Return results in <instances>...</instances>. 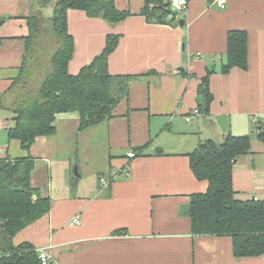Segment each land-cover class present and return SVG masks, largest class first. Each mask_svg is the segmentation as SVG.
I'll list each match as a JSON object with an SVG mask.
<instances>
[{
  "label": "crops",
  "instance_id": "crops-1",
  "mask_svg": "<svg viewBox=\"0 0 264 264\" xmlns=\"http://www.w3.org/2000/svg\"><path fill=\"white\" fill-rule=\"evenodd\" d=\"M55 1L0 0V98L20 73L27 18L40 13L48 21ZM114 3L131 13L115 24L67 11L70 75L101 54L108 36L119 38L108 73L128 87L111 117L80 130L78 113L58 114L54 135L37 138L29 151L10 140L13 155L0 142V159H34L31 185L50 200L48 213L17 232L13 245L45 252L49 264H264V253L235 258L228 235L193 234L188 215L190 196L208 188L193 176L188 155L228 134L251 137L250 151L233 164L236 198L264 202V143L257 137L264 129V0H227L223 10L214 0H191L175 24L147 20L144 0ZM230 31L247 34V69L222 74ZM212 67L204 112L198 89ZM13 124L0 108V126ZM130 151L139 154L127 159ZM76 216L80 224H71Z\"/></svg>",
  "mask_w": 264,
  "mask_h": 264
},
{
  "label": "trees",
  "instance_id": "trees-1",
  "mask_svg": "<svg viewBox=\"0 0 264 264\" xmlns=\"http://www.w3.org/2000/svg\"><path fill=\"white\" fill-rule=\"evenodd\" d=\"M50 4L51 0L39 3L41 7ZM53 8L50 23L40 13L27 18L29 35L25 39L20 73L6 97L0 98V108L13 115L14 124L7 131L8 138L18 140L25 151H29L37 138L54 135L58 114L78 113L80 130L110 118L128 87L124 80L108 73V57L118 44L117 36H108L101 54L77 75L69 74L74 43L67 31V11H84L88 17L111 24L125 20L131 13L118 10L114 0H57ZM141 14L159 24L178 23L168 0H144ZM49 32L56 46L50 59V72L38 88L32 89L30 82L41 67L42 38ZM232 68L247 69L244 31L227 34L225 61L219 72L227 74ZM215 72L213 67L208 69L199 85L198 109L204 112L212 100L208 81ZM257 137L264 143V129ZM250 145V136L228 134L221 144L211 140L200 142L188 155L193 176L208 183L205 193L190 196L188 215L192 233L230 236L235 258H255L264 253V202L237 199L232 186L233 164L250 151ZM34 163L30 156L0 159V264H41L30 245H13L15 234L47 214L50 208L49 198H43L31 185Z\"/></svg>",
  "mask_w": 264,
  "mask_h": 264
},
{
  "label": "rangeland",
  "instance_id": "rangeland-1",
  "mask_svg": "<svg viewBox=\"0 0 264 264\" xmlns=\"http://www.w3.org/2000/svg\"><path fill=\"white\" fill-rule=\"evenodd\" d=\"M45 16L48 19V22L50 21V18L52 16V12L49 10L48 13H45ZM50 23V22H49ZM55 41L54 38L52 37V34L49 32V34H47L46 36H44L42 38V51L40 53V65H41V69L39 74H37V76L30 82V87L32 89H36L38 88V86L41 84V82L46 78V76L49 74L50 72V59L51 56L53 55V53L55 52L56 46H55ZM4 141L5 144H9L10 148L12 151H10V154L13 155V152L15 150V148H13L12 143L9 142V138H8V134H7V130L5 128H2L0 126V142ZM52 172L54 175V168H52ZM73 176H77L76 173V168L75 166H73ZM55 178V177H54Z\"/></svg>",
  "mask_w": 264,
  "mask_h": 264
},
{
  "label": "built area",
  "instance_id": "built-area-1",
  "mask_svg": "<svg viewBox=\"0 0 264 264\" xmlns=\"http://www.w3.org/2000/svg\"><path fill=\"white\" fill-rule=\"evenodd\" d=\"M170 1V6L171 8L177 12V14L181 17L186 13L188 9V5L191 0H169ZM216 6L219 9H225L227 6V0H214ZM194 115L198 114V110H195L193 112ZM190 118H187V121H189ZM136 157V153L134 151H130L127 153V159H133ZM115 174V173H114ZM99 182L101 185L106 186L108 185L107 180L104 177L99 178ZM253 201H258L257 197H252ZM71 224H80V216H76L75 218L72 219ZM38 258L40 260L41 264H49L50 258L45 252H40L38 254Z\"/></svg>",
  "mask_w": 264,
  "mask_h": 264
},
{
  "label": "water",
  "instance_id": "water-1",
  "mask_svg": "<svg viewBox=\"0 0 264 264\" xmlns=\"http://www.w3.org/2000/svg\"><path fill=\"white\" fill-rule=\"evenodd\" d=\"M173 13H174V15L177 14V12L174 11V10H173ZM179 25H180V26H183V25H184V18H180V19H179Z\"/></svg>",
  "mask_w": 264,
  "mask_h": 264
}]
</instances>
